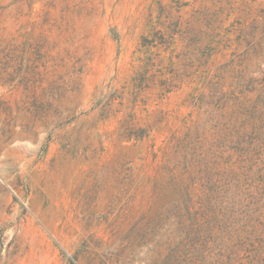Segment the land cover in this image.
<instances>
[{"label":"rangeland","instance_id":"374dc122","mask_svg":"<svg viewBox=\"0 0 264 264\" xmlns=\"http://www.w3.org/2000/svg\"><path fill=\"white\" fill-rule=\"evenodd\" d=\"M0 264H264V0H0Z\"/></svg>","mask_w":264,"mask_h":264}]
</instances>
